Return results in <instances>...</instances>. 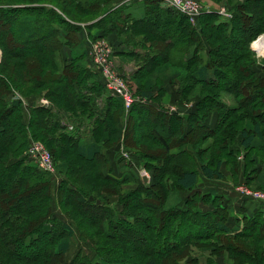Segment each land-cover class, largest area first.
I'll use <instances>...</instances> for the list:
<instances>
[{"label":"trees","instance_id":"obj_1","mask_svg":"<svg viewBox=\"0 0 264 264\" xmlns=\"http://www.w3.org/2000/svg\"><path fill=\"white\" fill-rule=\"evenodd\" d=\"M114 1L0 7L2 65L18 70L0 75V264H200L210 256L264 264V203L234 186L242 202L257 205L252 216L236 218L241 228L234 231L229 201L214 189L196 190L200 173L221 180L222 167L237 179L239 154L245 185L264 190V66L255 69L249 48L264 32V0H234L229 20L209 11L195 25L154 0L137 5L143 7L140 18L128 13L135 0L107 11ZM78 15L101 16L86 25L100 30L92 38L123 32L129 44L141 35L138 45L150 52H132L142 63L128 78L145 102L125 111L100 73L87 66L89 47L76 35ZM166 78L174 85V110L161 106ZM33 80L35 88L31 84L25 93L46 89L51 105H28L26 112L9 96ZM221 93L231 94L234 103L226 104ZM183 105L188 109L182 114ZM158 126L165 134L156 136ZM29 138L49 150L54 174L63 177L58 203L65 220L52 215L54 174L24 153ZM120 140L151 175L127 192L103 153ZM74 231L93 244L94 262L80 252L64 260ZM205 252L210 256L201 258Z\"/></svg>","mask_w":264,"mask_h":264},{"label":"rangeland","instance_id":"obj_2","mask_svg":"<svg viewBox=\"0 0 264 264\" xmlns=\"http://www.w3.org/2000/svg\"><path fill=\"white\" fill-rule=\"evenodd\" d=\"M37 1H43V2H37ZM128 2V1H131V0H115L111 5H109V6H107L106 8H107V11L108 10H111V9H113L115 6H118L119 4H121V3H124V2ZM155 2H157V3H159V0H154ZM191 1H193V0H191ZM194 1H196L201 7H203L204 8V12H207L206 10L207 9H209L211 12H215L216 14H218L222 19H224V20H229L231 17H232V14H233V10H232V5L231 4H233V1L234 0H219V2H213L212 0H194ZM239 1H241V0H239ZM55 2H58V0H0V7L1 6H13V5H29V4H36V3H42V4H46V5H52V4H54ZM145 2H147V0H135L134 1V3H135V5H144L145 4ZM163 8H170V9H175V8H172V7H168V6H165V5H163L162 6ZM217 8H224L227 12H229L230 13V17H225V16H223V15H221V14H219L218 12H217ZM176 10V9H175ZM107 11H104L103 12V14H105ZM176 11H178V10H176ZM209 12V11H208ZM102 14V15H103ZM202 14V13H201ZM200 14V15H201ZM78 16H80V18H76V21H75V24L80 28V29H78V31L77 32H79V31H84V37H83V40L85 41H87L88 40V42L89 43H91V42H94V41H97V40H104L106 43H107V45L109 46V48H110V53H109V60H110V62H111V69L113 70V72L116 74V76L120 79V80H122V82L126 85V87H127V89L129 90V91H132V94H133V97L134 98H140L139 97V95H137V93H138V90H137V86H136V84H134V83H132V81H130V79L128 78L131 74H129L128 76H125V74H123L122 73V71L120 70V69H118L117 68V66L116 65H114L115 64V62H114V57H115V55H117V54H120L121 52H118L119 51V49H116V47L114 46V44H112V42L111 41H109L106 37H107V35L106 36H104V37H96V38H92V34H90L89 32L92 30V29H94V28H96L97 26H92L91 28H87L86 27V25H89V24H92L95 20H97L99 17H101L100 15L99 16H97L96 18H93V19H88V17H84L85 15H78ZM189 20V19H188ZM189 22L192 24V25H195L196 23H197V20H195L194 22H191L190 20H189ZM156 24H158V23H156ZM4 32V31H3ZM110 33H112V32H110ZM2 34V37H1V39H3L4 37H5V34H3V33H1ZM76 35L78 36V33H76ZM92 35V36H91ZM117 35H118V37L119 36H121L123 39H126L125 38V33H123V34H121V33H117ZM1 36V35H0ZM79 37V36H78ZM138 39V41H140V39H141V35H138V36H136ZM80 38V37H79ZM259 38L260 39H262V40H264V32H261V33H259L258 35H256L255 37H254V39L250 42V44H249V48L251 49V51L254 53V56H255V59H256V61L258 60V61H260L261 60V58L262 57H264V56H260V55H262V54H260L259 55V53H258V50H257V47H258V44H259V42H257L258 40H259ZM80 39H82V38H80ZM30 45H32L33 43H29ZM126 46V45H125ZM140 48H142L143 49V47H141L140 46ZM64 49H68L67 47H63V49H62V51H61V53H62V56H63V58H64V60H69L70 58H69V56H67L68 57V59H67V57H65L64 56ZM69 50V49H68ZM145 50H146V53H148V52H150L149 51V49H146L145 48ZM124 51H126V52H131L132 53V51H133V49H130V48H128L127 50H124ZM3 53H2V48L0 47V75H2V77H4V76H6V75H12V71H14V69H15V67L16 66H14V67H11L10 69H12V70H9V68H5L3 65H2V61H3ZM89 58V59H88ZM131 59H133V58H131ZM86 60H87V62L90 60V56H89V48H88V56H86ZM134 61H135V63H136V69H138L139 67H140V64L142 63V59H139L138 57H134V59H133ZM91 61V60H90ZM257 63V62H256ZM90 64V63H89ZM88 67H91L90 65H87ZM262 66H264V65H261V66H259L260 68H262ZM4 67V71L2 70V68ZM135 69V70H136ZM15 70H17V69H15ZM18 71V70H17ZM134 72V71H133ZM5 74V75H4ZM1 78V77H0ZM2 79V78H1ZM102 80V79H101ZM150 80L151 81H153L154 80V78L152 79V78H150ZM36 81V80H35ZM35 81L33 80L32 82H25L23 85V87H22V89H21V92H19V91H17L16 89H12V91H11V94H10V96H9V101L10 100H12V99H14V100H20V102H21V104H22V106L24 107V109L26 110V112H27V107H28V105L29 106H33V105H36V106H49V105H51V103H50V101H49V98L45 95V92H46V89H39L38 90V88H37V91H32V92H27V93H25V89L26 88H28V86H30L31 84H32V87L33 88H35ZM134 82V81H133ZM168 82V79H165L164 81H163V84L164 83H167ZM169 85H170V88L173 90L174 89V85H172V84H170V83H168ZM131 85V86H130ZM164 86V85H163ZM106 90H107V88H106ZM137 92V93H136ZM223 100H224V102L226 103V104H228V105H231L232 103H234V101H233V96L231 95V94H228V93H221V96H220ZM46 101V102H43V101ZM188 105V107H190L191 106V104L189 103V104H187ZM124 106V105H123ZM132 106V105H131ZM130 106V107H131ZM172 107H174V106H172ZM124 109H125V111H129V109L128 110H126V108L124 107ZM28 112H29V108H28ZM210 121L212 122V124H214L215 123V121H216V119H215V117L213 116V118H210ZM247 122V121H246ZM67 124V123H66ZM124 125H125V123H124ZM67 128H68V130L70 129V128H72V124L71 123H69V124H67ZM135 131L136 132H138L139 131V128H137V126L135 127ZM156 136H159L160 134H165V129L164 128H160L159 126L157 127V130H156ZM153 135H155V134H152V136ZM32 138H29V140L30 141H32L31 140ZM28 140V141H29ZM29 141V142H30ZM39 141V140H38ZM42 143V142H41ZM47 149V148H46ZM48 150V149H47ZM49 151V150H48ZM24 153H25V151H24ZM25 155H27V154H25ZM131 156V155H130ZM132 157V156H131ZM238 157H240V158H238V160H240L239 162H242V160H243V158H242V154H239L238 155ZM133 158H134V156H133ZM136 159V158H135ZM138 159V158H137ZM141 163H142V160H141ZM138 166V165H137ZM139 167V166H138ZM139 170H142V171H144V170H146L144 167H140L139 168ZM47 173H49V174H54L55 172H53V173H51V172H47ZM142 173V172H141ZM147 174H148V172H146ZM228 173V172H227ZM230 174H231V172H229ZM63 175V174H62ZM64 176V175H63ZM53 177V182H52V185H51V206H52V208H53V206H56L57 207V211H59V203H58V182L60 181V179L61 178H63L61 175H58V174H54V176H52ZM225 177V176H224ZM224 179V178H223ZM216 183H218L217 181H216ZM234 185H243V186H246L245 185V183L243 182V181H241V183L240 182H234ZM247 187V186H246ZM53 188H55L56 189V194H57V196H56V198H53L52 197V189ZM253 190H260V189H253ZM260 191H263L264 192V190H260ZM121 192H122V190H121ZM54 214H56L55 213V211L53 210L52 211V215H54ZM62 215H64V214H62ZM72 238H73V240H71L72 241V246H71V248H69V250L67 251V252H65L64 253V260L67 262V261H70L78 252H80L82 255H87L88 257H90L91 258V250H92V248L94 247L93 246V244L91 243V242H89V241H85V242H83V241H79L78 239H77V236H72ZM129 240L131 241V242H133V240H134V238H133V236H130V238H129ZM87 243V244H86ZM92 246V247H91ZM200 256H201V258L202 257H204L205 259L207 258V257H209L210 255L207 253V252H205V253H203L202 255L200 254ZM92 259H94V258H92ZM210 259V260H209ZM208 262L206 261V262H202V263H200V264H230V263H232L231 261H229V260H227V258L226 257H222V256H210L209 258H208ZM183 263H185V262H183Z\"/></svg>","mask_w":264,"mask_h":264},{"label":"crops","instance_id":"obj_3","mask_svg":"<svg viewBox=\"0 0 264 264\" xmlns=\"http://www.w3.org/2000/svg\"><path fill=\"white\" fill-rule=\"evenodd\" d=\"M135 5V4H134ZM130 12H128L129 14H131L133 17H142L144 12H143V7H139L137 5H135L134 7H130L128 9ZM109 25V24H108ZM91 32V33H90ZM89 33L92 35L98 34L100 32V30L94 28L90 31ZM107 39L109 41L112 42V44H114V46L116 47V49H119L118 52L127 50L128 48L133 49L134 52H139L141 55H144L146 53L145 48L143 47L140 48V46L138 45V38L135 37L133 40H131V43L127 44L126 43V39H123L121 36L118 37L116 32H112V33H107ZM123 34V32L121 33ZM78 36L80 38L84 37V31H79L78 32ZM88 40L84 41L85 47H89L88 44ZM126 45V46H125ZM132 51V52H133ZM64 56L67 57L69 56L70 58V54H69V50L68 49H64ZM134 55L133 53H120L115 55L114 57V62L117 66L118 69H120L122 71L123 74H125V76H128L129 74H131L133 71H135L136 69V63L133 60L134 59ZM133 58V59H131ZM68 59V57H67ZM256 66L255 69L257 71H260L261 68L259 66L264 65V57L261 58L260 61H256ZM168 79V78H166ZM164 88L166 90V93L164 94V96L161 99V106H164V108L170 109L174 108L172 106H175L174 103V99H175V95L173 90L170 88V85L167 83H164ZM99 104H101V100L98 99ZM191 107V106H190ZM189 107V108H190ZM186 109H188L186 106H182V108L180 109V112L186 113ZM86 120V119H85ZM126 119H124L122 122L125 123ZM87 123V120L85 121ZM246 126L247 127H251L249 122H246ZM122 128H125V125L122 123ZM72 128H70L69 130H71ZM81 129H85V126L81 127ZM84 137H86V135H84ZM125 151L124 149V145L122 143V140H120L115 146L111 147V148H106L103 150V153L105 154V156L107 157L109 163H110V168H111V172L110 174L112 176H114L115 178L119 179L122 184H121V189L122 192H127L128 190H130L131 188H133L138 182H150L151 180V175L150 173H148V176H142L141 175V170H139V168L141 167L139 165V162L137 159H135V157H131L126 159L122 156V152ZM117 152H119V154H117ZM120 158H119V157ZM122 157V158H121ZM240 161V160H239ZM242 164L243 161L240 162L238 164L239 166V173L237 175V179H233L231 174L229 173V171L225 168L222 167L221 170L224 174V179L221 180H208L206 178H204L202 176V174L200 173L198 175V180H197V186H196V190L201 191L202 193H206L208 192L210 189H214L216 191H218L219 193H221L224 196V201H229L230 206H231V211L230 212V220H229V226L234 230V231H238L241 228V225L236 222V218H241V216L243 214H245L247 217L252 216L253 213H255L256 209H257V205L252 207L250 206L248 203H244L242 202V200L240 199L241 197L237 195L236 192H233V188L234 186V182H240L243 181V175L241 174L242 172ZM139 167H138V166ZM254 167H259L258 164V159L255 158L254 159ZM147 171V170H145ZM151 172V171H149ZM228 172V173H227ZM216 181L218 183H216ZM239 186V185H238ZM237 186V187H238ZM236 187V190H237ZM57 194H56V189L53 188L52 189V197L56 198ZM116 197H111V202L116 204ZM201 207L205 210H209L211 209V205L210 204H200ZM53 210L55 211L56 214H54L53 216L61 219V220H65L66 218L61 214L60 211H57V207L53 206ZM72 236H77L76 231H74V233L72 234ZM72 236L70 237V245L69 248H71L72 246V241L73 238ZM78 239V236H77ZM79 240V239H78ZM80 241V240H79ZM87 244V243H86ZM92 247V246H91ZM69 248L67 249V251L69 250ZM66 251V252H67ZM94 258V259H92ZM89 259L94 262L96 260V254L93 251V248L91 250V258L89 257Z\"/></svg>","mask_w":264,"mask_h":264},{"label":"built area","instance_id":"obj_4","mask_svg":"<svg viewBox=\"0 0 264 264\" xmlns=\"http://www.w3.org/2000/svg\"><path fill=\"white\" fill-rule=\"evenodd\" d=\"M159 3L162 4V6L165 5L175 8L182 14L186 15L191 22L197 20L199 15L204 12V8L194 0H159ZM206 11L208 12L210 10L207 9ZM217 12L225 17L231 16L230 13L227 12L224 8H217ZM257 42H259L257 50L260 55L261 53L259 52V50L262 49L264 53V44L261 48H259L260 44L264 42V40L259 38ZM109 53L110 48L104 40H97L89 43V56L91 60V66L100 73L105 88H107L108 92L111 95L122 100L126 110H128L135 101L145 102L144 99L134 98L132 91H129L122 80H120L113 72V70L111 69V62L109 60ZM260 56L262 57L264 56V54ZM43 102L46 101L44 100ZM173 109L174 108H171V110ZM25 154H27V156L31 160H33L39 167H41V169L51 173L55 171L51 154L40 141H30L25 150ZM122 156L126 159L130 158V155L127 151H123ZM140 172H142V175L146 174L145 170H141ZM237 190L242 194L249 195L250 197L264 203L263 191L252 190L243 185L238 186Z\"/></svg>","mask_w":264,"mask_h":264},{"label":"bare ground","instance_id":"obj_5","mask_svg":"<svg viewBox=\"0 0 264 264\" xmlns=\"http://www.w3.org/2000/svg\"><path fill=\"white\" fill-rule=\"evenodd\" d=\"M263 44H264V42H262V43L260 44V47H259V48H261V47L263 46ZM259 52H260L261 54H264L262 49L259 50Z\"/></svg>","mask_w":264,"mask_h":264},{"label":"water","instance_id":"obj_6","mask_svg":"<svg viewBox=\"0 0 264 264\" xmlns=\"http://www.w3.org/2000/svg\"><path fill=\"white\" fill-rule=\"evenodd\" d=\"M90 199H92V197H90Z\"/></svg>","mask_w":264,"mask_h":264}]
</instances>
